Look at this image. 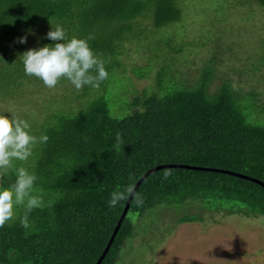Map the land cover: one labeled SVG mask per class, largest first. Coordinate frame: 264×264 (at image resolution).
I'll return each instance as SVG.
<instances>
[{
  "label": "trees",
  "instance_id": "16d2710c",
  "mask_svg": "<svg viewBox=\"0 0 264 264\" xmlns=\"http://www.w3.org/2000/svg\"><path fill=\"white\" fill-rule=\"evenodd\" d=\"M185 1L0 0V113L11 118L15 114L2 110V104L23 100L32 83L44 85L25 75L22 55L63 43L47 37L57 25L69 39L91 37L89 46L109 73L98 89L84 86L74 96L65 95L60 106L49 100L38 114L33 108L15 115L29 123L31 134L49 137L27 162L14 164L34 172L35 187L54 203L34 209L28 229L20 223L23 208H17L16 217L0 228V264H96L127 202L110 209V194L128 185L130 175L136 185L156 166L163 167L136 189L143 205L131 200L101 264H116L127 239L136 234L129 212L142 215L160 203L197 199L226 204L227 213L264 215V186L239 175L264 182V125L251 121L264 101L226 79L211 91L215 56L200 68L195 86L176 81L174 65L180 61L172 54L182 52L183 43L174 48V35H159L179 22ZM132 42L149 54L148 62L132 72L152 79L156 88L150 93L120 80ZM117 133L123 141L118 149ZM165 170L172 173L167 180ZM15 180L10 170L4 186Z\"/></svg>",
  "mask_w": 264,
  "mask_h": 264
},
{
  "label": "rangeland",
  "instance_id": "374dc122",
  "mask_svg": "<svg viewBox=\"0 0 264 264\" xmlns=\"http://www.w3.org/2000/svg\"><path fill=\"white\" fill-rule=\"evenodd\" d=\"M160 34L174 35V48L183 43L182 52L172 54L180 61L174 66L178 67L175 79L181 87L195 86L200 68L215 56L211 91L226 79L241 93L255 91L264 101V5L259 0H186L179 22ZM136 46L132 42L129 56L123 58L122 74L126 77L121 75L120 80L128 87L133 81L137 89L146 88L150 93L156 88L152 79H138L132 72L149 57L143 54V47L139 50ZM76 93L70 82H59L52 89L35 82L23 100L1 107L15 115L33 108L38 114L49 100L60 106L65 95ZM257 108L259 114L251 121L264 125V104ZM48 110L50 106L43 121ZM228 207L188 199L160 203L142 215L129 212L136 234L127 239L116 264H264V215L227 213L224 210Z\"/></svg>",
  "mask_w": 264,
  "mask_h": 264
},
{
  "label": "clouds",
  "instance_id": "9594fccd",
  "mask_svg": "<svg viewBox=\"0 0 264 264\" xmlns=\"http://www.w3.org/2000/svg\"><path fill=\"white\" fill-rule=\"evenodd\" d=\"M47 37L63 43L25 52L22 55L25 75L40 79L49 89L55 88L62 79H66L77 91L82 90L84 86L98 89L101 83L108 79L109 73L104 61L89 46L88 39L91 37L69 39L66 30L60 25L49 31ZM19 42L25 43L26 37L21 38ZM48 139L46 134L39 137L31 134L30 125L26 120L15 115L9 118L0 113V228L12 221L17 215V208L22 207L20 223L23 228L28 229L31 227V212L37 208L51 207L54 203L46 202L43 191L35 187L37 176L34 172L30 173L22 166L17 168L14 164V161L27 162L33 155L35 146L38 143H46ZM122 143L121 135L117 133L115 147L118 149ZM10 170L15 172L16 180L5 187V178ZM171 175L170 170H165L163 180H167ZM129 180L131 182L122 190L118 187L110 194V209L130 198L137 207L143 205L142 195L135 191V179L130 175Z\"/></svg>",
  "mask_w": 264,
  "mask_h": 264
},
{
  "label": "water",
  "instance_id": "95a60500",
  "mask_svg": "<svg viewBox=\"0 0 264 264\" xmlns=\"http://www.w3.org/2000/svg\"><path fill=\"white\" fill-rule=\"evenodd\" d=\"M160 167H163V166H156L155 168H152V169H150L148 172H146V173L142 176V178H140V180L137 182V184L135 185V191H136V189L138 188L140 182H141V181H142L147 175H149L150 173H152V172H154L155 170L159 169ZM231 173H232V172H231ZM232 174H235V173H232ZM239 175L242 176V177H244V178H249V179H251V180H253V181H255V182H257V183H259V184H261V185L264 186V182H262V181H260V180H258V179H256V178H250V177H247V176H244V175H241V174H239ZM131 200H132L131 198H130L129 200H127L126 205H125V208H124V210H123V212H122V214H121V216H120V219L118 220V223H117V225H116V227H115V229H114V231H113V234H112V236H111V238H110V240H109L107 246L105 247V249H104L102 255H101L100 258L97 260L96 264H101V261H102L103 258L105 257V255H106V253H107V251H108L110 245L112 244V241H113V239H114V237H115V235H116V233H117V231H118V229H119V227H120V225H121V222H122V220L124 219V217H125V215H126V213H127V210H128L129 207H130V202H131Z\"/></svg>",
  "mask_w": 264,
  "mask_h": 264
}]
</instances>
